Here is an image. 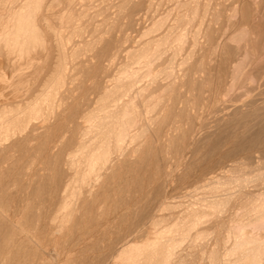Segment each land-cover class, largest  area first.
Here are the masks:
<instances>
[{"label": "bare ground", "instance_id": "1", "mask_svg": "<svg viewBox=\"0 0 264 264\" xmlns=\"http://www.w3.org/2000/svg\"><path fill=\"white\" fill-rule=\"evenodd\" d=\"M142 1L146 21L124 49L130 37L115 35L122 19L135 23L126 6ZM252 8L247 0H0V57L17 74L7 85L28 90L22 99L0 97V150L24 135L40 143L57 126L89 60L102 57L113 72L65 125L62 139L76 138L56 142L69 144L57 146L59 170L30 174L31 162L27 172L0 173V221L17 237L1 249L40 250L29 259L38 264H84L95 250L100 264H264V157L227 161L243 153L244 139L247 150L261 149L264 126L248 116L257 129L235 134L233 149L225 135L233 107L240 114L261 104L255 64L264 37ZM172 182L184 191L167 195ZM126 216L132 225L115 247L78 239L100 242L99 229H118L126 223L115 220ZM82 242L87 253L75 254Z\"/></svg>", "mask_w": 264, "mask_h": 264}, {"label": "rangeland", "instance_id": "2", "mask_svg": "<svg viewBox=\"0 0 264 264\" xmlns=\"http://www.w3.org/2000/svg\"><path fill=\"white\" fill-rule=\"evenodd\" d=\"M11 1H13V0H11ZM247 1H249L252 5H253V8H255L256 9V18H255V21L258 23V25H256L255 26V29L257 30L258 29V27L260 28L259 30H257L256 32H257V36L260 38V37H264V5H263V3H264V0H247ZM259 1V2H258ZM256 2V3H255ZM141 4V5H140ZM139 5H136V6H134L133 8H131L132 7V5L131 4H129V5H127L126 7H127V10L124 12V15L126 14V13H129V12H131L132 10L131 9H134V19H135V23H134V25L132 26V24L130 25V24H127L126 22H125V18L124 19H122L121 20V22H122V25L119 27V32H118V35H117V33H116V35L115 36H117V37H119L120 35L122 36V35H127V36H129L130 37V40H128V41H126V42H124L123 43V48L125 49V48H127V46H129L130 44H132L130 41H131V39L135 36V34H136V31H137V29H139L141 26H143L144 25V22L146 21L145 20V14L147 13L146 12V6H147V3H144L143 1L140 3ZM146 4V5H145ZM259 4V5H258ZM143 5H145V6H143ZM256 5H258V6H256ZM262 6V7H261ZM141 7V8H140ZM139 8V9H138ZM252 8V9H253ZM144 10H145V12L146 13H144ZM259 11V12H258ZM255 11H253V13H254ZM249 16H250V14H249ZM259 16V17H258ZM257 18H258V21H257ZM241 20H243V18H241ZM125 23H124V22ZM263 21V22H262ZM262 25V26H261ZM262 27H263V29H262ZM128 29V30H127ZM262 30H263V32H262ZM260 33H259V32ZM261 33H262V35H261ZM129 43V44H128ZM106 45V44H105ZM105 45H104V47H105ZM113 46H114V44H112ZM111 45V47H109V49H108V51H107V54H108V52H110V50L112 49V46ZM122 48V49H123ZM101 58V59H100ZM227 57H225V56H223V58H221V61H223L224 59H226ZM95 59V60H94ZM113 59V58H112ZM111 59V60H112ZM228 59V58H227ZM229 59H231V57H229ZM100 60V61H99ZM52 59L51 58H48L47 59V61H46V63H45V65L47 64L48 66L52 63ZM91 61V62H90ZM115 61H117V59L115 60ZM262 61V62H261ZM5 62H7V61H5V58L4 57H0V97L2 96V98H7L9 101L10 100H18L19 98L20 99H22L23 97H25V94L28 92V90H27V88L26 87H23V86H19V87H16L15 88V86L14 85H12V86H8L7 85V83L8 82H10L11 80V83H13V82H15L16 81V79H17V74H15V73H12L11 71H9V69L7 68V63H5ZM95 62V63H94ZM103 62V63H102ZM106 62V61H105ZM104 62V58H102V57H96V58H93V59H91V60H89L88 61V64L87 65H84V66H82V71H81V75H80V77H81V82H80V84H79V91L78 90H74L73 91V93H72V100L73 101H71L72 102V104L71 105H68V108H66L65 109V111L63 112V114L61 115L62 116V118H61V120H59L58 122H57V126H56V124H55V122H54V124H53V126H51V128H50V132H49V134L47 135V136H39V140H40V143H34V144H32V145H30V144H28V143H26V139L27 140H30V136H28V135H24V136H22V139H21V137H18L12 144L10 143V144H7V145H5V147H4V149H1L0 150V164L1 165H5V166H16V167H14V168H9V167H5L4 169H2V168H0V173H4V175L5 174H7V173H9V174H14V173H20V172H27L28 171V169H24L23 168V166H25L26 164H28V163H31V162H33V164H35V167L34 168H31V169H29V171L27 172V173H30V174H37V173H40V174H47V173H53L54 172V170H59V169H56L57 168V160H55V158H59V157H63L64 156V153L62 152V153H60V151H57L58 150V148L59 149H61L62 147L64 148H67V147H69V144H67V143H63V144H60V145H56V142L58 141V140H61L62 139V137H61V135H62V133L64 132V131H66V129H65V125L66 124H70V125H73V124H75L76 123V116L79 114V112L81 113L82 111H83V109L85 108V104L87 103V99L88 98H93L92 97V95L93 96H95V92L97 91V87H99L100 85H101V83H103L108 77H110L111 76V74L113 75V72H112V70H107V71H105L104 70V66H105V64H107V63H105ZM49 63V64H48ZM3 64V65H2ZM91 64V65H90ZM211 64H214V63H211ZM260 64V65H259ZM261 64H262V66H261ZM90 66V68H89V66ZM264 59H259V61H257V65L255 64V69L258 71V72H256V75H258V73H259V75H258V84L260 85V87L259 88H257L256 89V96L255 97H257V98H259L260 99V105L258 104V105H255V106H250L249 108H248V110H246L245 109V112L248 114V115H246V113L244 112V113H240V114H237V113H239V112H233V110H234V107H233V110L231 111V119L229 120V123H228V127L230 126V128L228 129L227 128V130H226V134L225 135H228L227 136V139L229 140L230 138V140H229V142H228V145L232 148H234V146H235V144L236 143H238V142H240L241 141V139H240V137H238V136H236L235 134H237V135H244V132L246 133L247 132V130L249 131V129H250V132H255V130L257 129V125H255V127H253V121L251 120L252 119V116L254 117V116H256L255 114H257V119L259 120V122L260 123H258V126L259 127H262V126H264V101L262 100L263 98H264V78H261V77H264ZM113 66V65H112ZM212 67V69H211V71H210V73L211 74H213L214 73V65H211ZM4 67V68H3ZM96 67H98V68H96ZM84 68V69H83ZM94 68H95V70H94ZM102 68V69H101ZM3 69H4V71H3ZM46 69H49V67L47 68V66H45L44 67V71L43 72H45V73H47L48 72V70H46ZM96 69H98V70H96ZM47 72H46V71ZM87 70H89V71H87ZM44 73V74H45ZM95 74V75H94ZM105 74V75H104ZM263 74V75H262ZM85 76V77H84ZM105 78H104V77ZM260 76V77H259ZM6 77H9L8 79H5ZM92 77H94V78H92ZM89 78V79H88ZM88 79V80H87ZM104 79V80H103ZM10 80V81H9ZM94 80V81H93ZM261 80V81H260ZM88 81H90V83L88 82ZM89 83V84H88ZM99 83V84H98ZM91 84V85H90ZM94 84V85H93ZM3 85V86H2ZM262 85V86H261ZM82 87V88H81ZM90 87V88H89ZM95 87V88H94ZM205 87V86H204ZM203 87V89H202V91H203V94H202V96H207L208 94H206L208 91H204L205 89H207V87L208 86H206L205 88ZM88 90V91H87ZM31 91V90H30ZM263 91V92H262ZM85 92V93H84ZM89 92V93H88ZM261 92V93H260ZM93 93V94H92ZM206 94V95H205ZM18 95H19V97H18ZM24 95V96H23ZM23 96V97H22ZM74 96V97H73ZM85 96V97H84ZM87 96V97H86ZM18 97V98H17ZM84 98H85V100H84ZM80 99V100H79ZM82 99V100H81ZM77 100V101H76ZM79 100V101H78ZM88 100H90V99H88ZM91 101V100H90ZM74 102V103H73ZM76 102H78V103H76ZM205 102V101H204ZM83 103V104H82ZM73 104H74V106H73ZM76 104H77V106H76ZM82 104V105H81ZM254 107V108H253ZM231 109H232V107H230ZM257 108V109H256ZM261 108V111L259 110ZM230 109V110H231ZM250 109V110H249ZM253 111H252V110ZM229 110V111H230ZM256 110V111H255ZM76 112V113H75ZM249 112V113H248ZM76 114V115H75ZM238 115L236 118H234L233 116H235V115ZM248 118V116H250V118H248V120L250 121H248L247 120V118L245 117V116ZM72 117V118H71ZM244 117V118H243ZM242 118V119H241ZM245 119V120H244ZM242 122H241V121ZM61 121H62V123H61ZM70 121V122H69ZM235 123V124H234ZM251 123V124H250ZM60 124V126H58ZM241 124V125H240ZM247 124V125H246ZM249 124V125H248ZM55 125V126H54ZM244 125H246V126H244ZM262 125V126H261ZM227 126V125H226ZM247 126H249V127H247ZM56 129H55V128ZM240 128H243V129H240ZM244 129H246V130H244ZM71 130V129H70ZM70 130H69V132H70ZM234 130V131H233ZM242 130V131H241ZM244 130V131H243ZM252 130V131H251ZM52 132V133H51ZM229 132V134H227ZM243 132V133H242ZM73 133V132H72ZM234 134V135H233ZM74 134H68V135H66L65 137H63V139L64 140H66V141H71V139H75L76 137H75V135L73 136ZM232 135V136H231ZM231 136V137H230ZM261 136H263V137H261V140H260V142L262 143L263 141H264V134H262ZM48 137V138H47ZM58 137V138H57ZM236 137V138H235ZM263 138V139H262ZM20 139V140H19ZM24 139V140H23ZM33 139V138H32ZM37 139V140H38ZM44 139V140H43ZM57 139V140H56ZM62 139V140H63ZM70 139V140H69ZM239 139V140H238ZM43 140V141H42ZM47 140V141H46ZM233 140V141H232ZM234 140H236V141H234ZM42 141V142H41ZM238 141V142H237ZM46 142V143H45ZM244 142H245V144H244ZM232 143V144H231ZM247 142H246V140L244 139L243 141H242V145L244 146L243 147V153L241 154V153H239V154H235V156L234 155H232V156H230L229 158H228V160L227 161H229V160H235V159H239V160H243V161H247V160H251L252 158H251V156L253 157V159H256V158H258V157H264V151H262V150H264V143L261 145V146H263V147H261V149H258V148H253V149H248L247 150V144H246ZM55 147H54V146ZM57 146H58V148H57ZM60 146V147H59ZM246 147V148H245ZM6 148H7V150H6ZM55 148V149H54ZM62 148V149H63ZM64 148V149H65ZM232 148V149H233ZM36 151H35V150ZM38 149H39V151H38ZM52 150V151H51ZM250 151V152H249ZM262 151V152H261ZM246 152V153H245ZM261 152V153H260ZM59 155V156H58ZM63 155V156H62ZM237 155V156H236ZM248 155V157H246ZM251 155V156H250ZM58 156V157H57ZM257 156V157H256ZM55 157V158H54ZM12 158H13V160H12ZM14 158H15V160H14ZM22 158V159H21ZM36 158V159H35ZM233 158V159H232ZM244 158V159H243ZM247 158V159H246ZM251 158V159H250ZM9 159V160H8ZM10 159H11V161H10ZM32 159V160H31ZM39 159V160H38ZM252 159V160H253ZM226 161V160H225ZM53 162V163H52ZM59 162V161H58ZM5 163V164H4ZM7 163V164H6ZM11 164V165H10ZM17 165H19V166H17ZM42 165V166H41ZM46 165V166H45ZM50 165H52V166H50ZM44 166V167H43ZM50 166V167H49ZM46 167V168H45ZM24 169V171H23V169ZM36 168V169H35ZM41 169V170H40ZM27 170V171H26ZM7 171V172H6ZM39 171V172H38ZM129 171H130V168H129ZM13 172V173H12ZM37 172V173H36ZM4 177V179L2 180V183H4V182H6V180H10L11 179V177H8V176H3ZM8 177V178H7ZM36 178V176H32V179H35ZM8 180V181H9ZM38 183H35L34 182V186L32 187V188H30L29 189V191H28V193H30L28 196H32L34 193H35V188H40V186H42V184H43V182L41 183V182H39V181H37ZM172 184V185H171ZM48 186V181H45V184H44V186ZM176 185V186H175ZM34 188V189H33ZM33 189V190H32ZM177 190V191H176ZM31 191V192H30ZM34 193H33V192ZM184 190H182V189H180L179 188V184L177 183V182H172V183H170V185H169V187H168V189H167V195H176V194H178V193H180V192H183ZM45 195H47V194H45ZM20 198V196H17V198H16V201L14 200L13 201V205L15 204V205H17V204H19L21 201V198ZM18 199V200H17ZM46 204H47V202H45ZM128 218V216H126V217H122L121 219L120 218H118L117 220H115V224H113V225H120V223L121 222H124V224L125 225H122L123 223H121V225H120V227H118V229L116 228L115 230L114 229H112V230H110V228H100L99 229V232H101V233H99V235H103L105 232H106V234L104 235V236H102V239L103 240H101L100 242L99 241H96V240H98L100 237H98V236H96L95 238L93 237L92 239H90V240H88L87 241V238H83V237H75V236H73L71 239L70 238H67L66 240H64V241H62L61 243H64V244H66V245H69V244H71L72 242L73 243H75V240H77V238L78 239H81V240H84V239H86L85 241H84V243H87V244H89V245H92V243H94V247H99V246H101V247H103V248H105L106 250H107V248H111L110 246H114L115 247V245L117 244H115V242H118V236L119 235H121V234H123V232H126V231H128L129 229H130V223H131V225H132V222H130V221H132L131 220V216H129V218ZM120 219V220H119ZM127 219V220H126ZM126 221H128V222H126ZM97 222H98V220H97ZM120 222V223H119ZM130 222V223H129ZM44 224V220L43 219H41V224ZM42 224V225H43ZM128 224V225H127ZM118 225V226H119ZM109 226V225H108ZM127 226V227H126ZM1 228H2V223H1V221H0V249H1V246L5 243L4 241H8V240H10L11 238H13L12 240H14V241H16L17 240V237L15 236V235H11V234H8V232L7 231H5L3 228H2V230H1ZM119 228H121V229H119ZM101 229H102V231H101ZM107 229V230H106ZM108 230L109 231H111V232H108ZM118 230H119V232H118ZM104 232V233H103ZM108 232V233H107ZM114 233V234H113ZM109 234V235H108ZM115 235V236H114ZM114 236V237H113ZM3 237V238H2ZM15 238V239H14ZM74 238H76V239H74ZM112 238H114V239H112ZM1 239H2V241H1ZM3 239H5L4 241H3ZM95 239V240H94ZM71 240V241H70ZM65 241H66V243H65ZM70 241V242H69ZM89 242V243H88ZM84 243L82 242V243H79L77 246H76V249H79L80 251H75V254H80V255H83V254H85V253H87V252H81L84 248H81L82 246H84ZM96 244H99V246L98 245H96ZM103 244V245H102ZM104 244H106V245H104ZM112 244V245H111ZM110 245V246H109ZM80 246V247H79ZM27 247V248H26ZM78 247V248H77ZM107 247V248H106ZM15 248V249H14ZM23 249V250H22ZM28 251H27V250ZM29 249H30V251H29ZM104 249V250H105ZM11 250V252H9ZM10 250H4V249H1L0 250V258L2 259V261H1V263L2 264H23V263H25V264H38V262L37 261H30V260H36V259H38L40 256H42L43 254V252L42 251H40V250H36V249H32L31 250V248L30 247H28V246H22L21 247V245H19L18 247L16 246V245H14V247L12 248V249H10ZM25 250V251H24ZM36 252H35V251ZM94 251V250H93ZM27 252V253H26ZM39 252V253H38ZM82 253V254H81ZM7 254H8V256H7ZM36 256H35V255ZM31 255V256H30ZM35 257H34V256ZM40 255V256H39ZM10 256V257H9ZM100 256H101V252L99 251V250H95V252H89L88 253V256H85V260H84V264H100L99 263V259H100ZM29 257V258H28ZM38 257V258H37ZM87 257V258H86ZM89 257V258H88ZM6 258H7V260H6ZM30 259V260H29ZM4 260V261H3ZM6 261V262H5ZM23 261V262H22ZM0 263V264H1ZM105 264H110L111 263V261H110V259H107L105 262H104ZM112 264V263H111Z\"/></svg>", "mask_w": 264, "mask_h": 264}]
</instances>
